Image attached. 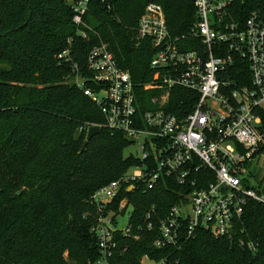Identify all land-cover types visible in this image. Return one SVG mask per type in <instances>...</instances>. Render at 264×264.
<instances>
[{
  "label": "trees",
  "instance_id": "trees-1",
  "mask_svg": "<svg viewBox=\"0 0 264 264\" xmlns=\"http://www.w3.org/2000/svg\"><path fill=\"white\" fill-rule=\"evenodd\" d=\"M70 1L0 0V264H64L66 251L78 263L98 257L91 197L140 161L124 154L131 142L106 127L99 106L69 82L73 64L94 87L88 54L101 39L141 86L153 75L154 47L136 36L147 4L164 7L173 34L187 33L196 20L191 0H91L85 20L94 31L86 40L77 33ZM229 11L243 21L264 13V0H233ZM69 47L73 62L58 57ZM242 82H250L248 66ZM191 95L177 88L167 109L179 113L185 104L190 111ZM92 125L101 130L83 147ZM143 187H123L116 199L115 207L128 198L132 222L143 227L128 236L117 232L112 264H140L145 254L172 264H264L263 204L249 200L241 222L244 237L258 244L255 251L205 229L180 247L156 248L160 218L180 200L182 188L168 178L152 190Z\"/></svg>",
  "mask_w": 264,
  "mask_h": 264
},
{
  "label": "built area",
  "instance_id": "built-area-1",
  "mask_svg": "<svg viewBox=\"0 0 264 264\" xmlns=\"http://www.w3.org/2000/svg\"><path fill=\"white\" fill-rule=\"evenodd\" d=\"M191 1L196 20L185 34L172 33L161 4L145 7L136 36L154 47L153 75L141 86L101 39L88 54L94 87L73 64L70 82L99 106L106 127L123 133L136 147L131 154L140 163L91 197L97 209L91 231L98 240V257L78 263L66 251L64 264H112L119 245L117 232L128 236L143 227L132 222L134 206L128 198L114 206L123 187L152 190L167 178L181 186L182 197L160 218L156 248L180 247L197 229L228 237L252 251L258 247L244 237L241 222L249 200L264 205V197L247 185L245 175L250 162L264 157V13L253 12L241 21L229 11L233 0ZM90 2L70 1L77 33L86 40L94 31L85 20ZM58 57L73 62L70 47ZM247 66L250 82L243 83ZM177 88L194 94L189 98L190 111H184L185 104L179 113L167 109ZM130 206L128 225L118 227L120 215ZM153 226L148 222L147 228ZM144 259L149 264H172L168 258L156 260L147 254L140 264Z\"/></svg>",
  "mask_w": 264,
  "mask_h": 264
},
{
  "label": "rangeland",
  "instance_id": "rangeland-1",
  "mask_svg": "<svg viewBox=\"0 0 264 264\" xmlns=\"http://www.w3.org/2000/svg\"><path fill=\"white\" fill-rule=\"evenodd\" d=\"M70 82V80H69ZM136 147L130 145L125 149L124 154L127 156L131 153H135ZM248 176L247 185L256 191L260 192V195L264 197V157L260 159H255L248 164L247 172L245 173ZM132 207L130 206L124 214L120 215L118 220V227L125 228L128 225L130 213ZM145 264H149V261L144 259Z\"/></svg>",
  "mask_w": 264,
  "mask_h": 264
},
{
  "label": "water",
  "instance_id": "water-1",
  "mask_svg": "<svg viewBox=\"0 0 264 264\" xmlns=\"http://www.w3.org/2000/svg\"><path fill=\"white\" fill-rule=\"evenodd\" d=\"M101 130V127L98 125H92L88 128V132H87V136H86V140L84 142L83 147H85L87 145V143L89 142V140L96 135L97 133H99ZM200 223V221H199Z\"/></svg>",
  "mask_w": 264,
  "mask_h": 264
}]
</instances>
